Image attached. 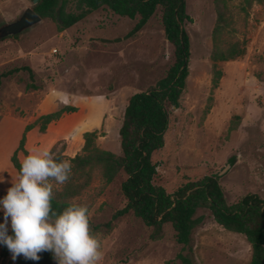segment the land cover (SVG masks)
I'll list each match as a JSON object with an SVG mask.
<instances>
[{
  "label": "rangeland",
  "instance_id": "obj_1",
  "mask_svg": "<svg viewBox=\"0 0 264 264\" xmlns=\"http://www.w3.org/2000/svg\"><path fill=\"white\" fill-rule=\"evenodd\" d=\"M185 3L189 72L178 108L167 107L164 144L152 155L155 182L172 193L187 181L216 174L228 204L249 193L264 199V3ZM33 5L31 0H0V27ZM218 10L226 20L218 47L226 50L237 44L244 54L215 63L222 75L213 88L211 54ZM67 11H76L75 0H70ZM137 20L99 8L63 32L42 18L16 37L0 38V175L5 177L0 197L17 175L10 156L24 127L48 101L60 109L105 96L109 108L96 130L95 144L120 154L118 127L129 97L153 86L174 62L160 8L141 30L124 39ZM116 38L120 41H112ZM13 69L19 70L6 74ZM73 139L81 140L80 136ZM27 154H18L21 162ZM125 178L119 172L113 182L105 184L96 170L90 185L70 199L88 206L90 229L98 226L93 232L101 244L98 264H181L177 255L187 250L182 251L176 242L170 224L162 226L155 240L150 237L152 227L132 213L119 217L108 229L103 226L126 203L120 187ZM51 183L60 189V184ZM196 216L203 220L192 232L194 264H249L251 247L243 234L223 229L207 209H199ZM14 262L11 253L7 257L0 253V264Z\"/></svg>",
  "mask_w": 264,
  "mask_h": 264
},
{
  "label": "trees",
  "instance_id": "obj_2",
  "mask_svg": "<svg viewBox=\"0 0 264 264\" xmlns=\"http://www.w3.org/2000/svg\"><path fill=\"white\" fill-rule=\"evenodd\" d=\"M69 2L70 0H37L32 9L41 18L50 19L57 31L63 32L92 11L107 8L122 17L138 18L132 29L123 37L128 39L141 30L157 8H160L164 37L174 48V62L153 86L129 97L118 130L120 154L98 148L95 144L98 137L96 130L83 133V146L73 157L63 154V140L57 141L51 147L50 151L58 159L69 160L72 164L68 180L60 184V189L53 188V209L59 212L68 205L75 204L70 199L79 196L90 185L94 171L100 173L105 184H110L119 172H123L126 178L120 187L126 203L103 224L107 229L119 217L132 213L144 225L152 227L150 237L155 240L159 238L162 226L170 224L175 232L176 242L182 245V251L187 250L186 253H179L177 259L181 264H194L192 232L203 220V217L196 216V213L199 209H207L223 229L245 236L251 247L249 264H264L263 198L249 193L237 202L228 204L216 174L204 176L196 181H187L172 193L166 192L163 186L155 182L157 170L152 155L164 144V135L169 124L167 107L178 108L189 72V38L184 29V22L189 20V16L186 13L185 0H75L76 11H67ZM249 2L262 4L264 0H247V3ZM225 25L224 14L218 10L211 54L214 63L213 88L217 87L222 75L215 63L233 60L244 54V49L239 48L237 44L226 50L218 47L217 40L226 28ZM112 41H120V38ZM21 69L31 71L25 67ZM18 70L13 69L6 74ZM76 110L74 106H63L54 112L42 114L32 123L25 125L17 147L10 156L11 166L17 174L22 163L18 154H26V132L34 127H37L39 132H44L47 125L58 120L63 113ZM97 229L98 226H92L90 230L93 233ZM0 253L2 257H7L10 252L6 246H0ZM39 255V261L26 260L20 256L14 264H52L54 261L50 252L45 251Z\"/></svg>",
  "mask_w": 264,
  "mask_h": 264
},
{
  "label": "clouds",
  "instance_id": "obj_3",
  "mask_svg": "<svg viewBox=\"0 0 264 264\" xmlns=\"http://www.w3.org/2000/svg\"><path fill=\"white\" fill-rule=\"evenodd\" d=\"M72 164L47 148L33 149L23 159L11 187L0 197V246L11 259L39 261L50 252L57 264H98L101 244L90 230L87 205L70 204L57 212L52 207L53 184H64ZM5 177L0 175V184ZM11 232V234H9Z\"/></svg>",
  "mask_w": 264,
  "mask_h": 264
},
{
  "label": "crops",
  "instance_id": "obj_4",
  "mask_svg": "<svg viewBox=\"0 0 264 264\" xmlns=\"http://www.w3.org/2000/svg\"><path fill=\"white\" fill-rule=\"evenodd\" d=\"M109 102L105 96L97 95L92 97L91 100L87 98L85 101H78L77 104H65L78 107V109L75 112L63 113L58 120L49 123L44 132H39L37 127L27 131L24 145L26 151L29 154L36 148H47L50 150L58 140L64 139L65 150L63 154L67 157H73L83 146V133L95 131L102 127L105 113L109 108ZM57 109L53 100L48 101L47 104L42 105L33 119L27 124L32 123L38 116L54 112ZM119 128L120 126L118 130ZM78 136H80L81 140L73 139V137L78 138Z\"/></svg>",
  "mask_w": 264,
  "mask_h": 264
},
{
  "label": "water",
  "instance_id": "obj_5",
  "mask_svg": "<svg viewBox=\"0 0 264 264\" xmlns=\"http://www.w3.org/2000/svg\"><path fill=\"white\" fill-rule=\"evenodd\" d=\"M32 2L35 5L37 0ZM41 20L42 18L32 8H26L15 21L0 27V38L20 34Z\"/></svg>",
  "mask_w": 264,
  "mask_h": 264
}]
</instances>
